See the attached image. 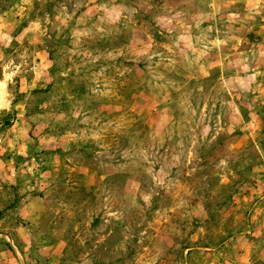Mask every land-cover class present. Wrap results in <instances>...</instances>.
Returning a JSON list of instances; mask_svg holds the SVG:
<instances>
[{"label": "rangeland", "instance_id": "1", "mask_svg": "<svg viewBox=\"0 0 264 264\" xmlns=\"http://www.w3.org/2000/svg\"><path fill=\"white\" fill-rule=\"evenodd\" d=\"M0 264H264V0H0Z\"/></svg>", "mask_w": 264, "mask_h": 264}]
</instances>
